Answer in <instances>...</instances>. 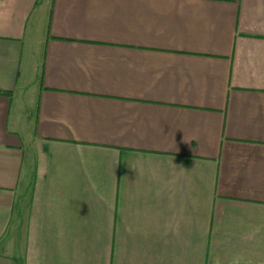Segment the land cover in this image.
Returning <instances> with one entry per match:
<instances>
[{
    "label": "crops",
    "instance_id": "obj_1",
    "mask_svg": "<svg viewBox=\"0 0 264 264\" xmlns=\"http://www.w3.org/2000/svg\"><path fill=\"white\" fill-rule=\"evenodd\" d=\"M0 264H264V0H0Z\"/></svg>",
    "mask_w": 264,
    "mask_h": 264
}]
</instances>
